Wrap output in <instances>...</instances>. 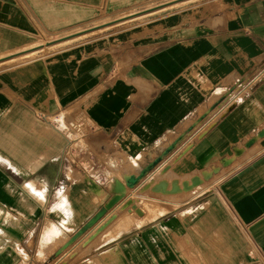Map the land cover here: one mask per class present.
Listing matches in <instances>:
<instances>
[{"label":"crops","instance_id":"0c3cea01","mask_svg":"<svg viewBox=\"0 0 264 264\" xmlns=\"http://www.w3.org/2000/svg\"><path fill=\"white\" fill-rule=\"evenodd\" d=\"M156 1L0 0V58L44 31L74 39L0 70V264L50 263L67 226L91 217L79 203L110 200L77 154L141 171L236 91L171 163L184 179L223 175L219 186L129 230L108 226L114 237L74 264H264V77L248 84L264 70V0H198L115 32L62 34Z\"/></svg>","mask_w":264,"mask_h":264},{"label":"rangeland","instance_id":"374dc122","mask_svg":"<svg viewBox=\"0 0 264 264\" xmlns=\"http://www.w3.org/2000/svg\"><path fill=\"white\" fill-rule=\"evenodd\" d=\"M180 1H182V0H158L154 3H147L146 5H143V6L134 7L125 13H120L117 15H103V16L97 18L95 21L89 23L84 28H73L71 30H67V31L63 32L62 34H75V33H77V34L81 33L82 34V33L95 32V33H93L95 35V34H99V33H103V32L111 33V32H115L119 29L128 28V27L130 28L134 24H137L143 20H146V19H149L150 17H152L153 15H150V13H152L151 11L157 10L164 5L174 6V5H176V3L180 2ZM166 3H168V4H166ZM162 4H164V5H162ZM187 5H189V3H187V4L179 3V4H177V6H174V7L170 8L169 10H174L178 7L187 6ZM165 12H162V13H165ZM130 14H134L133 17L136 18L134 21L124 22V23L120 24V26H115V27H112V28H109L106 30L99 31L101 28L106 27L104 25H108L109 23H113V22L117 21L118 18L120 19V17H125V16H128ZM124 20H126V19H124ZM124 20H122V21H124ZM40 35L41 36L36 40L35 43H37V44L41 43L44 45V50L41 52L46 53L49 51H53L54 49L57 48V47H52V46L54 44H56V41L58 39L57 38L58 35L52 34L50 32H45V31L42 32ZM32 57H33V55H32ZM26 58H27L26 56H23V58L20 57V58L15 59L14 61L5 62V63L0 65V70L9 66V65L23 62L26 60ZM30 58H31V56H30ZM250 83H252V82L250 81L248 84H250ZM212 115H213V113L210 114L207 119H210ZM204 122L205 121H203L202 124ZM78 136H79V134H78ZM197 138H195V139H197ZM192 142H191V144H192ZM77 144H79V145H75L76 147L89 148V142H87V141L83 142V140H82L80 142V140H78ZM162 156H159L157 159H155L156 156H153L151 158V161L152 162L154 161V163H155V162H159L162 159V162H163L166 159V157H162ZM120 158L121 157H118V156H111V157L103 160L100 155H98V156L94 155L91 159L89 157V155H86L85 153H81V154L79 153L76 156V163H79L78 168L80 171H84V172L86 171L87 173L90 174L88 186H89V183L94 185L95 190H97V192L100 194V196H102L104 194V198L106 197V199H108L109 197H112L114 195L113 185H114V181H116V179L123 178V177L126 178L129 174H132L134 172H135L134 173L135 175H137L141 172V171H139V165H134L133 160L127 161V158H123L124 161L128 162L127 165H123V168H125V170L116 169L119 167L118 163H122V160H119ZM155 160H159V161H155ZM146 161L147 160H145V162ZM74 162H75V160H74ZM147 162H149V163H147L145 165V167L149 166L150 160H148ZM162 162H160V163H162ZM87 163L89 164L88 165L89 167H87V169H84V168H82V166H80L81 164H85V166H87ZM126 167L129 168L130 170H127ZM145 167H143V168H145ZM153 170H154L153 168H151V169L149 168V170H146L144 177H142L140 179V184L139 185L136 184L134 187H128L127 193H126L128 198H130L134 201H137V202H135L136 205L141 206V208L143 210H145V212H149V215H148L149 217L141 218V224L148 223L154 219L153 217L155 216V214L153 215V213H152L153 211L154 212L158 211V214H159L160 211L163 209H168V210L174 209V210H177V212H178L183 208V205L186 204L189 200H192L193 198H195L197 196V194L204 192V191L200 190L196 194H191V195L185 196V197L182 196L179 198H173L172 201L176 200V202H179V203H171L170 202L167 204L163 201L157 202L155 199H152L153 194L150 191V186H151V183L157 181L158 177L155 176V177L151 178L149 182L146 181V178L149 177L150 173H152ZM210 172H211V176L206 178L205 179L206 182H205V184H203V188L205 187L206 188L205 190H207V191H210V190L217 188L219 186V180L223 176V175L213 176V171H210ZM81 178H82V174L79 173L78 179H81ZM79 189L81 190L80 193L82 195L89 193L88 192L89 187H80ZM193 192H196V190ZM140 200H141V202H140ZM95 201H98V200L95 198ZM104 204H105V201L100 202V203L94 202L93 204L91 202L84 203V204L79 203V212H82L83 208H85V206L88 207L89 212H91L93 210V212L90 214L91 217L84 219V220L83 219L74 220V222L76 223L74 226H70V227L67 226V229L69 232H71V234H68V235L62 234V240L63 241H62L61 245L56 249V250H58V252L55 255H53V258L50 261V263L47 262L46 264H74L75 262L80 260L82 257H84L85 255L90 253L91 250L99 247L104 242H107L111 238H113L114 236H112L108 233L109 232L108 230L111 229L112 227L120 226V227H125L129 230L130 227H133L135 225V220H137V219H138L137 225H140V223H139L140 219H139V217H137V215L134 213V211H132L131 212L132 214H131L129 210H123L122 206H119L116 209H111V210L107 211L106 215H110L111 218L115 217L114 220L109 225V229L107 227V229L102 233L103 229L100 230L96 224H95L96 226L94 224H92V227L90 229H88V230L86 229L87 231L85 230L86 232L82 233L81 232L82 228L89 224L92 216H94L95 214H98L100 212L101 207ZM63 206L65 207V210H69V207L68 206L66 207V204H63ZM63 210H64V208H63ZM162 213H165V212H162ZM132 215L136 216L137 218L135 219V217H133Z\"/></svg>","mask_w":264,"mask_h":264},{"label":"bare ground","instance_id":"6f19581e","mask_svg":"<svg viewBox=\"0 0 264 264\" xmlns=\"http://www.w3.org/2000/svg\"><path fill=\"white\" fill-rule=\"evenodd\" d=\"M197 1L198 0H182L178 3H176V5H174V6H177V4H179V3H181V4L182 3L183 4L189 3L190 4V3L197 2ZM166 4H168V3H166ZM162 5H164V4H162ZM174 6L164 5L157 10L151 11L152 13H150V15L160 14L162 12L168 11L170 8H172ZM133 16H134V14H130V15L125 16V17H120L121 20L118 18L117 21H115L113 23H109L108 25H104L106 27L101 28L99 31L106 30V29H109V28H112L115 26H120V24H122L124 22L134 21L136 18H134ZM124 19H126V20H124ZM122 20H124V21H122ZM93 33H95V32H93ZM93 33H91V34H93ZM85 34H87V33H85ZM85 36H87V35H85ZM72 41H74V39H67L61 43L54 44L52 47H60V46H63L65 44H68L69 42H72ZM43 50H44V45L33 44V45H31L29 50L24 52V53L15 54V55L10 56V57L5 58V59L0 58V65L5 63V62L14 61L15 59L20 58V57L23 58V56L30 57V56L37 54L38 52L43 51ZM240 98H242V93L236 91L232 97L233 100L226 102L224 105H221V107H219V109L216 112H213V115L211 116L210 119H207L203 124L201 123L200 126L198 125L195 132L192 135H190L187 139L183 140V142L177 146L175 151L173 153H171L163 162H162V159L160 161L155 160V161H159V162L154 163V161H153L152 163L149 164L148 167L143 168L141 170V172L137 175H135L134 174L135 172H134L132 174H129L126 178L123 177V178L116 179V181H114V185H113L114 195L110 198V200L105 202V204L101 207L100 212L98 214H95L94 216H92L89 224L84 226L82 228L81 232L85 233L88 229H90L92 227V224H94V225L96 224L100 230L108 227L111 224V222L114 220L115 217L111 218L110 215H106L107 211H109L111 209H116L119 206H122L123 210H129L130 213L132 211H134V213L137 215V217H139V216H142V218L143 217H149L148 216L149 212H145V210H143L141 208V206L136 205L135 202H137V201H134V200L128 198V196L126 195L128 187H134L136 184L139 185L140 179L142 177H144L146 170H149V168L150 169L153 168L154 170L152 173H150L149 177L146 178V181L149 182L151 178H153L155 176L158 177L157 181L151 183V186H150V191L153 194V198L152 197L151 198L155 199L157 202L163 201L167 204L170 202L171 203H179V202H176V200L172 201L173 198H179L182 196L185 197V196H189L191 194H196L200 190L205 191L206 188L205 187L203 188V182L206 178L211 176L210 171L205 173V174H202V175H192L188 179H184V178H181L180 176L175 175V173L173 172V170L171 168V163L177 161L181 157V154L186 151V148L188 149V146L191 144V142L194 141V139L196 137H198L200 134H202L210 124H212V122L218 117V115L221 114L227 108L226 107L227 105L238 101ZM160 162H162V163H160ZM138 163L139 162H136L133 160L134 165H139ZM195 190H196V192H193ZM140 202H141V200H140ZM167 210L168 209H163L160 211L159 214H161L162 212H166ZM133 217L136 218V216H133ZM55 232H59V230L56 229ZM51 237H52V233H51Z\"/></svg>","mask_w":264,"mask_h":264},{"label":"built area","instance_id":"2783aa9c","mask_svg":"<svg viewBox=\"0 0 264 264\" xmlns=\"http://www.w3.org/2000/svg\"><path fill=\"white\" fill-rule=\"evenodd\" d=\"M263 77H264V70H262V72H260L253 79L250 80L252 82V83H250V85H253V84L257 83L258 81L263 79Z\"/></svg>","mask_w":264,"mask_h":264}]
</instances>
